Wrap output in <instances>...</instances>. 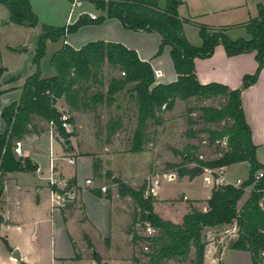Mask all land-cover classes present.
<instances>
[{
    "label": "trees",
    "instance_id": "1",
    "mask_svg": "<svg viewBox=\"0 0 264 264\" xmlns=\"http://www.w3.org/2000/svg\"><path fill=\"white\" fill-rule=\"evenodd\" d=\"M84 1L91 3L104 15L94 20L81 16L72 25L52 27L39 22L30 0H0V5L9 13L4 24L41 28L31 60L34 72L26 78L18 101L10 103L0 111V124L3 125L0 132V205L7 174L37 170L28 159L17 158L14 152L16 143L31 133L34 118L53 123L67 140L60 128L62 114L56 108L58 100H64L74 112L94 110L99 104L111 106L115 102V95L126 90L130 101L134 103L136 114V128L128 152L141 153L148 141L147 129L161 127L165 122L164 113L171 111L177 100L187 103L191 100L203 102L221 98L225 103L219 108H187L189 129L184 135L192 140L198 133L207 134L208 144L215 146L217 153H220L221 143L227 150L214 160L201 161L197 157L198 147L188 144L183 151L172 149V153L181 157L183 163H194L195 166L187 168L184 165L179 167L168 164L167 168L168 171L177 168L178 178L187 177L192 180L201 176L204 169L225 168L245 162L248 165L247 179L240 187H213L210 198L206 201L205 211L196 209L188 202L189 211L180 224L163 220L154 213L155 200L148 193L147 179L137 188L113 180L117 185L118 196L128 197L133 203L130 231L133 255L130 264H204L205 248L208 245L206 229L233 223L236 225L237 239L232 242L230 249L248 252L252 264H264V165L256 159V147L251 142L250 130L242 112L241 89L230 90L218 83L202 85L194 70V60L210 58L217 46H222L228 57L254 53L257 69L252 76L243 78L242 88L253 84L264 61V7L259 5L257 16L241 26L250 36L249 40H230L226 35V28L213 29L196 25L201 45L195 47L187 41L183 32L186 20L180 18L177 11L182 4L181 0ZM161 1L164 2L163 7L160 6ZM107 19L118 20L128 30L158 33L161 44L156 56L161 55L164 47L170 48V57L177 76L175 82L156 84L150 64L141 61L135 51L120 44L102 41L88 43L80 49L63 44L50 59L54 76L41 77L40 61L45 56L48 42L65 41L68 35L76 33L82 26L99 24ZM8 50L18 54L25 51L19 48ZM104 67L115 71L117 76L110 79L105 93L96 90L91 94L93 85L104 86L101 77ZM2 73L3 69L0 68V77ZM5 92L0 91V97ZM196 110L201 112V120L205 124L230 122V125L224 124L220 130L193 131L195 123L190 116ZM121 125L120 119H111L107 127L109 137L121 129ZM260 171L263 176L257 180L256 175ZM251 186L253 190L249 198L239 208L238 202L245 190ZM3 222L0 214V226ZM4 245L7 247L6 242ZM94 260L96 264H102L97 255H94Z\"/></svg>",
    "mask_w": 264,
    "mask_h": 264
},
{
    "label": "crops",
    "instance_id": "2",
    "mask_svg": "<svg viewBox=\"0 0 264 264\" xmlns=\"http://www.w3.org/2000/svg\"><path fill=\"white\" fill-rule=\"evenodd\" d=\"M181 1L182 4L177 11L179 17L186 20L183 25V32L187 41L195 47L201 45L196 25L220 29L225 23L220 22L221 19L217 16L232 9L227 6L226 0ZM68 2L70 1L68 0ZM30 5L32 7L31 0ZM84 5L86 9L82 10ZM163 5L164 2L161 1L160 6L163 7ZM259 5L264 7L263 4L257 3L255 13L249 20L257 16ZM82 7L78 9L75 17L73 15L74 11L70 9L65 18V26L74 24L82 12L86 15L95 16L96 19L104 15L103 12L96 10L89 2H84ZM4 17L0 18V68L3 69L0 77V91L6 92L0 97V111L10 103L18 101L26 78L34 72L35 68L31 64V60L36 48L35 46L30 49L25 42L12 45L1 39L6 35L37 28L4 24L9 17V13L8 16L4 15ZM245 23L241 24L240 27ZM187 27L197 30V37L193 38L192 35L190 38L186 31ZM40 34L41 30L36 36V42ZM249 39L250 36L246 40ZM96 41L120 44L135 51L141 61L150 64L153 72L160 71L162 73L160 78L155 79L156 84H169L175 82L177 78L170 57V48L164 47L161 55L156 56L161 44V37L158 33L125 29L116 19H107L99 24L82 26L76 33L68 35L65 41L48 42L45 56L40 61L41 77L50 78L54 76L50 59L54 53L61 49L63 44H67L74 49H80L84 45ZM51 45H56V47L53 53L49 55L47 51ZM9 48H19L25 51L18 54L9 51ZM7 52L18 57L14 64L5 61L4 54H7ZM47 58L48 67L46 74H44L42 61ZM257 66L254 53L228 57L222 46H217L210 58L194 60V70L200 84L218 83L230 90L241 89L242 112L246 125L250 130L251 142L256 147V159L264 165V162H261L257 156L258 151L264 148V61L257 80L247 88H242L243 78L252 76ZM13 78H15V81H12ZM185 108V102L177 100L173 109L164 113V124L156 128L160 129V132L158 131L160 137L156 136L155 139L161 140L164 138L166 142H169V129L175 126L172 119L179 120L178 117L183 115ZM31 129V133L25 135L19 141L20 151L22 157L28 159L32 165L37 167V170L35 172L11 173L4 178V189L0 205V214L4 222L0 226V237L5 239L8 248L1 240L0 244L7 254V259L13 264H74L80 262L96 264L92 256L97 255L102 264H130L133 255L132 235L130 234L133 203L128 197L120 198L118 196L117 185L112 181L118 179L132 188L139 187L141 179L151 174L149 173L150 166H146L148 170L140 174L136 170L134 171L131 166L134 161L128 158L134 155L140 157L143 153H117V149H105L104 152H100L96 156L78 154L74 147L70 149L69 153H66L62 150L55 136V130L51 133L49 123L41 118H34ZM2 130L3 125L0 124V132ZM176 132L180 133L181 128L179 127ZM113 142L112 139L107 143L111 145ZM151 143L155 144V141L152 140ZM175 150L179 151L178 149ZM153 152H148V155H143L147 157L143 158L154 161L157 150H153ZM169 152H172L171 148ZM166 156V161H169L171 155L167 153ZM138 157H136V160H138ZM70 159L75 161L74 165L69 164ZM50 167H53L54 174L64 182L63 186L58 188L49 186ZM108 174L110 175V183L106 181ZM22 175H29L31 180L21 178ZM150 176L154 179L159 177V174L154 177ZM22 180H25V183ZM86 180H91V184L86 185ZM185 180L173 176L168 182H183ZM187 181L188 184H191L195 179L190 180L188 178ZM10 184H13V189L10 188ZM198 186H200L198 187L199 192L202 193L201 198H191L183 192L173 198L161 197L159 187L156 188L155 202L153 203L154 213L163 220L180 224L189 211L188 202L196 209L205 211L207 209L206 201L211 195V188L204 184L203 179L199 181ZM101 187L107 188V192L102 193L100 191ZM31 188L35 189L37 193L35 197H32L30 193ZM10 190L16 191L15 193L21 197L26 196L28 198L31 212L25 222L18 223L7 215V192ZM40 193H44L41 198L38 196ZM55 193L62 194L65 200L63 207L55 204L53 200V194ZM107 194H109V197H106ZM249 195H243L238 202L239 208L245 204ZM174 213L177 216L171 218ZM23 225L24 227H22ZM235 226V223L226 227L223 226L225 227L223 230H229L231 234L236 235L234 232L236 231ZM216 229L219 228L206 229V231ZM12 230L19 235L14 240H11L7 235ZM15 249L19 251L21 263H17L11 258ZM209 250H211L212 259L217 261L218 264L222 263V258L227 252L252 264L248 252L224 247L218 249L211 244H208L205 248L204 264L207 262ZM191 257H193V251Z\"/></svg>",
    "mask_w": 264,
    "mask_h": 264
},
{
    "label": "rangeland",
    "instance_id": "3",
    "mask_svg": "<svg viewBox=\"0 0 264 264\" xmlns=\"http://www.w3.org/2000/svg\"><path fill=\"white\" fill-rule=\"evenodd\" d=\"M227 6L232 8L230 11L224 12L219 14L221 20L220 22H224L225 25L222 28H226V35L230 40H238L243 39L246 40L249 38L248 33L242 27L241 24L247 22L251 16L255 13V5L263 4L264 0H226ZM31 4L33 7V11L38 17V20L41 24H49L54 27H63L65 26V18L67 17L70 9L71 3L68 0H31ZM86 6L82 7V10H85ZM74 17L76 16L78 9H74ZM5 13V14H4ZM8 16L7 10L0 6V18L2 19L4 15ZM85 16V15H83ZM81 17V16H80ZM5 18V17H4ZM188 36L191 38L197 37V30L194 28H186ZM41 28L37 27L36 29L32 30H25L22 33H13L12 35H6L1 40H5L9 44H25L31 49L36 46V36L39 34ZM192 33V34H191ZM199 35V34H198ZM56 45H51L48 48V54L51 55L55 49ZM5 61L7 63H15L18 60V57L15 54L8 53L4 54ZM48 67V58L42 61V69L43 73L46 74V70ZM117 73L108 67H104L102 72V81L104 86L97 87V85H93L90 93H94L96 90H100L102 93H105L106 86L111 78L116 77ZM225 101L221 98L210 99L207 101H200V100H191L185 103V111L183 115H180L176 120V118L172 119L174 123V127L169 129L170 140L166 142L163 139L159 140L155 137H160V129H155L149 127L146 131L147 142L144 144V151L141 152L140 157L137 156H130L128 159H132L134 162L131 163L132 168L134 171L136 170L138 173H143L147 171L146 166H150V175L157 176L160 180V196L161 197H168L173 198L177 196L180 192L185 193L187 196L191 198H201L202 193L199 192L198 186L199 181L203 179V174L198 178H194L191 184H188L187 177H183L186 179L183 182H173L170 183L166 180L163 176L170 174L177 177L176 171L177 168L173 169V171L167 168L168 164H173L176 166H183L187 168H193L195 166L194 163H183V160L179 156H175L172 152H169V149H178L179 151H183L184 147L188 144H193L198 147L197 157L201 161H211L220 156L223 152L227 150L224 144H220V153H217V149L215 146H210L207 142L208 135L198 133L194 139L188 140L185 137V132L189 129L186 116V109L187 108H200V107H214L219 108L221 107ZM56 108L59 113L68 117V125L66 129L63 130L65 136H67V140L63 138L60 134V130L58 127H55V136L62 148V150L66 153L70 152V149L74 147L77 150L78 154H88V155H99L100 152H104L105 149H117V153L121 152H128L131 147V140L133 137L134 130L136 128V114L134 112V103L130 101V96L126 92V90L118 93L115 95V102L111 106H107L105 104H99L96 106L94 110L87 109L80 112H74L69 109L66 105L64 100H59L57 102ZM191 119L194 121V125L192 127L193 131H200L202 129H211V130H220L224 127V124L230 125V122H221V123H214V124H205L201 120V112L198 110L194 111L191 114ZM113 119H120L122 122L121 129H119L113 136L109 137L108 135V122ZM181 128V132H176L177 129ZM159 131V132H158ZM162 131V130H161ZM155 132V134H154ZM176 132V133H175ZM155 136H154V135ZM166 138V137H165ZM113 139V144L108 145V141ZM155 141V144H152L151 141ZM164 141V142H163ZM110 144V143H109ZM153 150H157V156L154 161H148L144 159L148 155V152H153ZM120 151V152H119ZM154 153V152H153ZM169 153L171 155V159L166 161V155ZM17 158L22 160L26 159L23 158L22 155L16 154ZM258 159L261 162H264V148L260 149L257 153ZM138 157V160H136ZM144 157V158H143ZM165 158V160H164ZM148 175L144 178L148 180L149 183L152 182V177ZM224 179L228 183H235L237 179L246 180L248 177V165L245 162L237 163L230 165L224 168ZM21 178L27 180L31 177L29 175H22ZM110 175H107V183H110ZM156 178V177H155ZM139 184L142 183V180ZM25 180L22 182L25 183ZM118 180V179H114ZM120 181V180H119ZM113 182V181H112ZM14 187L13 184H10V188ZM13 189V188H12ZM253 190V187H249L245 190L244 195L250 194ZM16 191H8L7 192V215L8 217H12L14 221L21 223L25 222L28 218V214L31 212L29 207V201L26 196L21 197L15 193ZM107 192V188H106ZM30 193L32 197H35L37 193L35 189L31 188ZM44 193L38 194L41 198ZM179 210V209H177ZM173 213V212H172ZM20 214V216H18ZM175 214V213H174ZM172 215L171 218H175L177 214ZM20 218V219H19ZM24 227V225L22 226ZM226 227V226H225ZM225 227L216 229V230H207L205 232L206 240L208 244L216 246L218 249L224 247L230 249V245L237 239L235 234H231L229 230H223ZM236 233V231H234ZM147 235V232L144 233ZM11 240H14L15 237L19 235L17 232L10 231L8 234ZM15 235V236H14ZM1 242L4 244L6 241L4 238L0 237ZM5 241V242H4ZM96 247V245H95ZM95 251V250H94ZM219 251V250H218ZM211 250L208 251V258L206 264H218L217 261L212 259L210 255ZM115 255V254H114ZM117 255V254H116ZM94 259V256H92ZM0 264H13V262L7 259V254L0 244ZM74 264H85V262L74 263ZM123 264V263H118ZM173 264V263H171ZM221 264H251L248 261L246 262L242 258L234 257L233 254L227 252L224 257L222 258Z\"/></svg>",
    "mask_w": 264,
    "mask_h": 264
},
{
    "label": "built area",
    "instance_id": "4",
    "mask_svg": "<svg viewBox=\"0 0 264 264\" xmlns=\"http://www.w3.org/2000/svg\"><path fill=\"white\" fill-rule=\"evenodd\" d=\"M71 3V11H73V9H80L82 7V4L85 2L84 0H69ZM87 16L90 19H96L95 16L92 15H86V13L82 12L80 16ZM162 76V73L160 71H155L154 72V77L155 79H158ZM68 117H66L65 115H61L60 117V127L62 129H66L67 125H68ZM50 124V131L51 133L53 132L55 126L53 125V123H49ZM15 154L20 155L21 151H20V143H16V147L14 149ZM75 161L73 159L69 160V164L74 165ZM50 171H51V175L48 178V183L50 187H60L64 185V182L53 172V167H50ZM224 167H220V168H216V169H204L203 172V182L204 184L209 187V188H213V187H223L225 185H233L234 187H240L242 182L241 180H237L235 181V183L231 184L228 183L224 177ZM263 176V173L260 171L257 173L256 175V179L259 180L261 179ZM166 180L170 181L171 177H173V175L167 174L163 176ZM86 185H90L91 184V180H86L85 181ZM160 186V180L156 177L154 179H152V182L149 183V189H148V193H151L153 196L155 194V189L158 188ZM100 191L102 193H106V188L105 187H101ZM53 200L55 202V204L57 206L63 207L65 200L62 196V194H53Z\"/></svg>",
    "mask_w": 264,
    "mask_h": 264
},
{
    "label": "water",
    "instance_id": "5",
    "mask_svg": "<svg viewBox=\"0 0 264 264\" xmlns=\"http://www.w3.org/2000/svg\"><path fill=\"white\" fill-rule=\"evenodd\" d=\"M65 199H66V197H65ZM11 258L13 260H15L17 263H21V256H20L19 251L17 249H15L12 252Z\"/></svg>",
    "mask_w": 264,
    "mask_h": 264
}]
</instances>
